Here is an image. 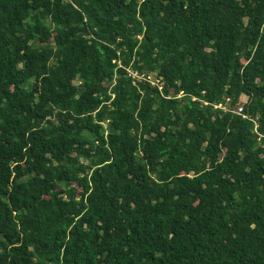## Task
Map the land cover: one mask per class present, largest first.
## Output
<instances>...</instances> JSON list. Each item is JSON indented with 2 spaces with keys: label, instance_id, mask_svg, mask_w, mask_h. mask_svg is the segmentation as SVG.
<instances>
[{
  "label": "trees",
  "instance_id": "16d2710c",
  "mask_svg": "<svg viewBox=\"0 0 264 264\" xmlns=\"http://www.w3.org/2000/svg\"><path fill=\"white\" fill-rule=\"evenodd\" d=\"M0 264H264V0H0Z\"/></svg>",
  "mask_w": 264,
  "mask_h": 264
},
{
  "label": "built area",
  "instance_id": "2783aa9c",
  "mask_svg": "<svg viewBox=\"0 0 264 264\" xmlns=\"http://www.w3.org/2000/svg\"><path fill=\"white\" fill-rule=\"evenodd\" d=\"M130 71V73L132 74V75H136V74H134L131 70H129ZM140 77H142V78H146V79H148V80H150L153 84H158L159 85V82H158V80H157V83L156 82H154V81H152L151 80V76H148V77H143V76H140ZM160 86V89H162V86L161 85H159ZM247 102V101H246ZM245 102V103H246ZM245 103H240L239 104V106L237 107V108H235V109H233V111L234 112H236V113H238V114H242L244 117H246V118H251L249 115H246L244 112H245ZM215 107H219V108H223V109H225V110H228L229 109V106L228 105H224V104H216L215 105ZM253 119V118H252ZM254 121H255V123H256V128H257V126H258V122L256 121V119H253Z\"/></svg>",
  "mask_w": 264,
  "mask_h": 264
},
{
  "label": "rangeland",
  "instance_id": "374dc122",
  "mask_svg": "<svg viewBox=\"0 0 264 264\" xmlns=\"http://www.w3.org/2000/svg\"><path fill=\"white\" fill-rule=\"evenodd\" d=\"M151 80L157 83V80L154 78L153 75H151ZM248 100V97L246 95H242L241 97V103H245Z\"/></svg>",
  "mask_w": 264,
  "mask_h": 264
}]
</instances>
